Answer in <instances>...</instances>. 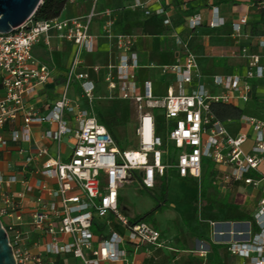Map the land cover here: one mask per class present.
Wrapping results in <instances>:
<instances>
[{
  "label": "built area",
  "instance_id": "built-area-1",
  "mask_svg": "<svg viewBox=\"0 0 264 264\" xmlns=\"http://www.w3.org/2000/svg\"><path fill=\"white\" fill-rule=\"evenodd\" d=\"M98 1L92 0L86 15L36 21L33 14L0 33V146L18 163L15 172L0 171V221L15 263L155 262L154 251L174 250L157 227L121 214L122 189L153 191L174 171L180 179L198 181L209 173L224 189L246 194L238 206L250 220L225 221L230 230L218 236L232 238L226 244L234 264H264V170L259 169L264 163V34L257 40L262 52L244 50L242 70L212 75L173 29L159 0H133V9L158 17L171 31L182 55L169 65L143 67L136 37L116 32L115 11H98ZM150 1L156 7L150 8ZM257 10L264 11V2ZM96 20L101 23L94 33ZM247 24L246 16L232 23V35L245 36ZM203 25L201 15L194 14L184 29L195 32ZM225 25L219 8L211 6L208 28ZM99 38L108 42V61L88 67L86 58L95 54ZM61 42L74 47V57L59 76L36 49ZM144 68L158 70L168 84L165 95L154 94L151 79H139ZM101 92L108 101L135 107V148H123L99 122L93 103ZM254 101L260 117L245 112L238 120L220 121L216 116L217 106L246 110ZM240 125L253 133L247 153L243 146L251 135L240 132Z\"/></svg>",
  "mask_w": 264,
  "mask_h": 264
},
{
  "label": "rangeland",
  "instance_id": "rangeland-1",
  "mask_svg": "<svg viewBox=\"0 0 264 264\" xmlns=\"http://www.w3.org/2000/svg\"><path fill=\"white\" fill-rule=\"evenodd\" d=\"M124 9L127 14L122 19L121 26L136 19V10L130 4L125 6ZM247 20L249 24L245 36H234L229 30H203L191 41L190 45L200 57L204 71L212 75H219L223 72L232 73L242 70L245 61L243 59L244 50L246 49L247 53H256V40L264 34L262 13L256 11L255 8H250ZM129 33L138 34L136 29L133 28ZM183 41L188 43L186 39H183ZM137 43L147 53L142 54L143 64L150 66L152 64L156 66L165 64L174 56L173 52L176 45L169 33L161 39L159 37H143ZM67 50L68 47H65L62 51V67H69L74 57V47H72L70 55ZM47 57H49V52L44 51L41 55L42 60L48 62ZM49 58L52 61L56 60L55 56ZM91 61L92 59L87 57L86 65H90ZM155 73V77L151 75L149 78L153 81L154 94L158 96L165 95L168 84L164 83L157 70ZM140 79L146 80L145 78ZM204 82L208 83L209 79L206 78ZM261 93L264 94V91H261ZM100 95L102 98H97L93 103L97 116L99 113L105 119L118 121L119 125L112 128L113 137L123 148H135L137 146L135 130L138 116L135 107L125 101H108L103 98V92ZM241 105L243 106V104ZM239 130L246 135H251L248 137V142L243 146V150L247 153L252 145L253 133L246 125H240ZM10 157L9 154L7 158ZM14 158L16 157L12 156V160ZM259 169L264 170V163ZM161 181L163 184L153 191L140 190L136 186L124 187L119 210L121 214L129 219L154 212L145 221L163 232L167 245L178 248V255H181L182 258H192V255H195L193 257L195 264H201L200 258H198L200 248L203 244L211 245L218 241L216 234H218L220 227L225 225L226 221L224 218L225 212L222 210L216 211L219 217L218 220L210 221L206 218L207 214L214 212L212 201L214 199L217 201L226 199L229 203L240 205L246 200V194H236L234 189L230 187L224 189L209 173L198 181L180 179L174 171H171L170 176ZM256 197L257 194L253 193L252 199L254 200ZM211 222L215 224H211ZM190 249H193L195 254H190L188 252ZM207 264L213 263L208 262Z\"/></svg>",
  "mask_w": 264,
  "mask_h": 264
},
{
  "label": "crops",
  "instance_id": "crops-1",
  "mask_svg": "<svg viewBox=\"0 0 264 264\" xmlns=\"http://www.w3.org/2000/svg\"><path fill=\"white\" fill-rule=\"evenodd\" d=\"M132 1L133 0H99L98 5H97V10L100 11L106 8H110L115 11L116 23H115L114 29L116 32L129 33L132 28L136 29L138 34L134 35L136 37L134 44H135V49L137 50L140 56V63L143 67H150V65L142 63V60H141L142 54H147V53L141 48L140 44H138L137 41L141 40V38L143 37H156V38L159 37L161 39L167 33H169L171 37V31H169V29L163 26L165 28V32L160 36L142 35L141 30H142L143 23L149 17H147L143 11H139V10H136L135 20L126 23L124 26H121V22L123 21L122 19L127 14L124 7L131 4ZM261 2H264V0H159V3L167 11V14L171 19V22L173 24V29L176 32H178L183 39L188 40V44L192 50L193 48L190 45V43L191 41H193V39L196 38L198 33H200L203 30H208V31L229 30L231 33L230 25L234 22H237L243 16H246L248 19L250 8H255V10L258 11L257 5ZM92 3H93L92 0H71L69 4L66 6V8L63 10L60 18H71V17L81 16V15H86L87 13H89V11H91ZM149 5H150V8L156 7L155 6L156 3L153 1H150ZM211 6H217L219 8L222 17L226 21V25L224 27L219 28V29L208 28L207 21L209 17V9ZM258 12L263 14V20H264V11H258ZM194 14L201 15V17L203 18L204 25L201 28L197 29L195 32H189L188 30L184 29L185 27L184 23L190 16ZM100 23L101 22L99 20H96L95 24L92 27V31L94 33L98 32ZM248 24L245 27V33L247 32ZM257 40H256V46H257ZM63 46L68 47L67 53H69L70 55V53L72 52V45L66 42H61L58 44V47L56 45V47L50 50L36 49V55L41 60H42L41 55L44 51L49 52V57L51 56L56 57V60H55L56 62L52 61V59L49 57H47L48 62L44 60L43 61L46 62L48 65L54 67V69L56 70L59 76H62L64 72L66 71V69L68 68L67 66H64L65 67L64 68L61 65L62 51H63V48L65 49V47ZM256 50L259 53L262 52V50L257 47H256ZM173 55L174 56L172 57L171 60L161 65L172 64L177 59L181 58L182 55L180 52V48L178 46H175ZM89 58L92 59V61L90 65H87L88 67H91V65L93 64L105 65L109 58L108 42L102 38H99L97 41V50L95 54ZM161 65H157V66H161ZM155 72H156L155 69L144 68L138 71V77L139 79L140 78L149 79L151 75L152 76L154 75L155 77L156 75ZM34 129L37 130L39 129V127L34 126ZM9 154L11 155V157L7 158ZM12 156H15L13 152L9 151L8 148L6 149L0 146V171L1 172H15L16 171L14 168L18 165V163L16 162V158L12 160ZM207 174L208 173H205L203 178ZM19 188L20 187L18 185L13 186V190H19ZM228 230H230V228H228L227 225H224L220 227L219 232L228 231ZM216 238L218 239V241H215L211 245L203 244L202 248H200L201 251L199 250L198 258H200L201 264H207L208 262H212L213 264H216V263L217 264H234L235 262H237L236 258L233 257L229 253L228 246L226 244L230 239L232 240V238L229 236L221 237V236H218V234H216ZM186 245H188V243H186ZM189 246H192V245H189ZM169 247L172 248L174 251L168 252V251H163V250H156L153 252V255L156 257L155 262L153 259L144 258L143 260H140V264H195V260L193 259L195 255H192V258L191 257L182 258L181 255H178L179 250L177 247H174V248L171 246ZM188 252L190 254H195V251H193V249L188 250ZM111 264H116V263H111Z\"/></svg>",
  "mask_w": 264,
  "mask_h": 264
},
{
  "label": "trees",
  "instance_id": "trees-1",
  "mask_svg": "<svg viewBox=\"0 0 264 264\" xmlns=\"http://www.w3.org/2000/svg\"><path fill=\"white\" fill-rule=\"evenodd\" d=\"M68 4L69 0H42L40 5L34 12L33 18L36 21H49L59 18ZM141 32L144 36H160L165 32V28L163 27L162 22L158 17L152 16L144 21ZM258 104L259 103L257 101H254L251 105L252 110H241L233 106H217L215 108V113L220 121L238 120L240 116L245 112H250L260 117L261 111H256V107L258 106ZM98 120L106 127V129L110 133L112 132L113 127L119 125L118 121H115L113 119H105L99 113ZM212 206L214 212L206 215V218L210 221L218 220L219 217L216 213V211L218 210H222L225 212L224 218L228 222L250 220V216L248 213L241 211L238 205L229 203L226 199L220 201L214 199L212 201ZM153 214L154 212L147 213L141 217H138V219L145 220Z\"/></svg>",
  "mask_w": 264,
  "mask_h": 264
},
{
  "label": "water",
  "instance_id": "water-1",
  "mask_svg": "<svg viewBox=\"0 0 264 264\" xmlns=\"http://www.w3.org/2000/svg\"><path fill=\"white\" fill-rule=\"evenodd\" d=\"M42 0H0V33L7 34L25 23ZM0 264H16L8 237L0 221Z\"/></svg>",
  "mask_w": 264,
  "mask_h": 264
}]
</instances>
